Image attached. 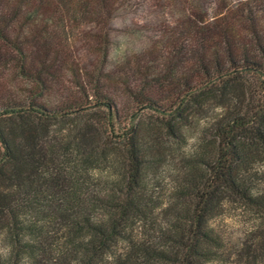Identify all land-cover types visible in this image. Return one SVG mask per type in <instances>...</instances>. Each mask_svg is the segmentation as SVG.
I'll list each match as a JSON object with an SVG mask.
<instances>
[{
  "label": "trees",
  "instance_id": "trees-1",
  "mask_svg": "<svg viewBox=\"0 0 264 264\" xmlns=\"http://www.w3.org/2000/svg\"><path fill=\"white\" fill-rule=\"evenodd\" d=\"M114 4L0 0V71L10 66L33 85L20 103L0 95V239L7 248L0 264H214L231 256L235 264H264V176L253 169L264 161L261 37L236 43L240 18L213 35L192 25L174 108L155 111L162 118L146 139L130 130L113 143L101 127H81L82 97L50 107L42 91L51 69L48 43H73L83 23H107ZM210 101L222 112L208 140L182 152L191 117ZM96 103L110 116L109 97ZM71 116L79 124L52 129ZM175 153L173 185L160 196L159 185L149 188L148 172L155 180ZM102 169L108 173L93 176ZM228 204L252 224L227 254L212 221Z\"/></svg>",
  "mask_w": 264,
  "mask_h": 264
},
{
  "label": "rangeland",
  "instance_id": "rangeland-1",
  "mask_svg": "<svg viewBox=\"0 0 264 264\" xmlns=\"http://www.w3.org/2000/svg\"><path fill=\"white\" fill-rule=\"evenodd\" d=\"M114 1L107 23H83L73 32V43H48L51 49L46 61L51 69L42 91L50 107L74 99L66 101L67 96L82 97L81 127H101L113 143L126 140L130 130H136L146 139L154 122L162 118V114L155 111L174 108L172 95L180 90L178 80L184 73V50L194 42L192 25L206 35H213L240 18L242 26L237 28L243 30V34L236 43H253L252 37L256 35L264 43V0ZM212 43L221 42L214 38ZM172 75L174 77L170 78ZM185 76L195 79L190 72ZM31 91L33 85L15 76L10 66L0 71V95L10 93L20 103ZM102 97L111 100L110 116L105 108L97 106L96 102ZM146 105L152 106L144 108ZM221 112L212 101L200 105L191 117L193 127L180 143L182 152L191 151L198 138L208 140L205 133ZM73 119L71 116L68 121L53 125L52 129H72L79 124ZM116 146L112 147L116 149ZM175 154L168 158L171 166L160 168V176L155 180H151L154 176L148 172L149 188L159 185L156 190L160 196L173 185L174 161L181 156ZM253 169L264 176V161H257ZM105 171L108 173L102 169L92 174L97 176ZM251 224L248 215L229 204L224 213L212 221L227 254L241 246L251 231ZM6 252V245L0 239V256H5ZM235 263V256H231L226 262L214 264Z\"/></svg>",
  "mask_w": 264,
  "mask_h": 264
}]
</instances>
